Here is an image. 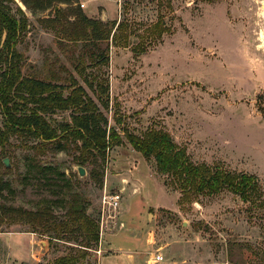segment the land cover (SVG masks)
I'll list each match as a JSON object with an SVG mask.
<instances>
[{"label":"rangeland","instance_id":"obj_1","mask_svg":"<svg viewBox=\"0 0 264 264\" xmlns=\"http://www.w3.org/2000/svg\"><path fill=\"white\" fill-rule=\"evenodd\" d=\"M8 2L12 13L21 17V9L28 18L17 45L28 57L24 73H36L59 57L97 100L78 73L77 62L55 43L56 31L42 24V18L54 16L53 7L31 10L22 0ZM55 4L67 14L79 6L91 18L124 20L131 46L147 48L136 56L131 46L111 44L108 66L86 62L89 76L108 78L110 108L104 112L121 135L125 130L142 134L152 126L164 127L186 147L192 161L252 174L264 190V0ZM158 21L170 29L161 39L150 31ZM53 118L70 120V111ZM3 125L0 108V128ZM22 140L13 136L0 147V181L9 184L0 191V206L36 210L43 199L78 192L89 203L87 213L97 218L103 189L122 192L119 216L125 226L109 231V239L104 235L101 253L92 250L84 264H264V207L252 206L228 190L180 205V192L158 172L155 159L145 158L128 142L108 149L105 161L99 158L95 165L84 166L85 175L79 173L76 149L50 146L38 159L60 173H47L62 192L54 194L48 188L53 185L28 165L34 151ZM53 211L60 217L66 214L65 207ZM29 228L22 222L0 227V264H53L60 255L78 253L79 233L52 241ZM115 246L129 248L128 253ZM159 253L164 260L155 263Z\"/></svg>","mask_w":264,"mask_h":264},{"label":"trees","instance_id":"obj_2","mask_svg":"<svg viewBox=\"0 0 264 264\" xmlns=\"http://www.w3.org/2000/svg\"><path fill=\"white\" fill-rule=\"evenodd\" d=\"M8 1L11 0H0V108L4 116L0 147L4 149L13 136L22 138L25 147L34 151L33 157H27L28 165L46 178V183L53 185L48 188L54 194L62 192L47 173H60L38 159L50 146L66 151L76 149L79 152L77 163L84 167L95 165L99 158L105 161L108 149L128 142L145 158L155 159L158 172L167 175L170 184L180 192V205L228 190L252 206L264 207V190L254 175L192 161L186 147L179 145L164 127L152 126L142 134L125 130L121 135L110 125L104 112L110 108L108 78L99 74L89 76L86 62L108 66L111 44L131 46L128 22L111 23L91 18L79 6L69 14L61 7L55 8V3L74 5L79 0H22L31 10L45 11L53 7L54 16L42 18V24L56 31L55 43L64 56L77 62L76 69L96 95V100L59 57L50 59L36 73H24L23 64L28 57L17 45L27 30L28 18L21 9V17L12 13ZM70 14L73 19L69 18ZM150 31L158 39L170 33L162 21L153 24ZM132 48L136 56L147 51L142 44ZM63 71L67 74L63 75ZM65 111H70V120L54 121V115ZM28 138L39 142L30 144ZM7 186L8 183L0 181V191ZM65 195L68 194L63 193L61 199H43L36 210L3 204L0 206V227L22 222L30 226L28 231L49 236L52 241L65 240L69 232L79 233L81 237L75 238L79 241L78 253L60 255L53 264H84L90 252L98 249L99 220L87 213L89 203L82 194ZM54 207H65V216L54 214Z\"/></svg>","mask_w":264,"mask_h":264},{"label":"built area","instance_id":"obj_3","mask_svg":"<svg viewBox=\"0 0 264 264\" xmlns=\"http://www.w3.org/2000/svg\"><path fill=\"white\" fill-rule=\"evenodd\" d=\"M122 192H110L107 190V186L103 189L101 198L100 214L98 217L100 226V241L98 249L95 250L97 253L102 251L103 238L109 231L116 230V228H123L124 222L120 220V209H121ZM164 260L162 254L154 255L153 261L160 263Z\"/></svg>","mask_w":264,"mask_h":264},{"label":"crops","instance_id":"obj_4","mask_svg":"<svg viewBox=\"0 0 264 264\" xmlns=\"http://www.w3.org/2000/svg\"><path fill=\"white\" fill-rule=\"evenodd\" d=\"M82 1H84V0H81V2H82ZM85 1L91 4V3L96 2L97 0H85ZM90 11H91V10H90ZM103 12H104V11H103ZM104 14L107 16L106 18L109 17V13H108V11H107V14H106V11H105ZM101 18H102V19H105V18H103V16H101ZM124 224H125V221H124ZM120 229H122V228H120ZM110 233H111V234H110ZM112 235H113L112 232H108L107 234H105V236H106L107 239H109V237H111ZM129 235H130V233H129ZM111 246H112V245H109L108 248L111 247ZM112 247H113V246H112ZM115 247H116V248H119L120 251H122V253H124V254L128 253L127 251H128L129 248L126 249V247H122V246H118V247L115 246ZM109 249H112V248H109ZM125 249H126V250H125ZM128 256H132V255H128ZM103 264H106V263L104 262ZM127 264H128V263H127Z\"/></svg>","mask_w":264,"mask_h":264},{"label":"water","instance_id":"obj_5","mask_svg":"<svg viewBox=\"0 0 264 264\" xmlns=\"http://www.w3.org/2000/svg\"><path fill=\"white\" fill-rule=\"evenodd\" d=\"M5 38H6V33H4V35H3V41L5 40ZM4 162H5L6 166H10V162H9L8 158H6ZM79 173H80V175H85L86 170L83 166H79Z\"/></svg>","mask_w":264,"mask_h":264}]
</instances>
